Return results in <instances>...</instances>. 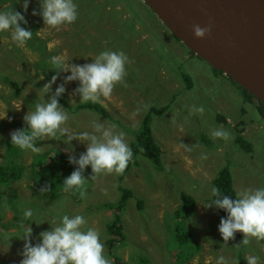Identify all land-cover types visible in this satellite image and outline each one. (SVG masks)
I'll use <instances>...</instances> for the list:
<instances>
[{"label": "rangeland", "instance_id": "obj_1", "mask_svg": "<svg viewBox=\"0 0 264 264\" xmlns=\"http://www.w3.org/2000/svg\"><path fill=\"white\" fill-rule=\"evenodd\" d=\"M75 2L77 20L53 29L44 26L39 15H31L33 9H39V4L38 0H30L24 13L27 24L22 27L33 31V37L44 43L41 53L37 50L41 42L35 38L18 47L10 39L9 32H0V112L6 111L7 117L11 118L0 120V163H7L12 158L8 157L6 146L9 133L26 128L23 115L42 99L44 84L55 74L50 58L84 64L90 63L100 51L112 50L124 52L128 61L123 81L114 85L109 97H100L97 101L110 117L89 111H67L70 118L65 126L69 131L86 130L97 119L106 126L115 124L118 131L125 133V142L130 147L135 140L133 132L141 126L149 108L166 106L162 114L150 115V131L160 148V166L140 157V163L131 166L121 181L115 173H101L90 178L91 169L86 166L82 173L88 180L85 196L81 198L78 190H60L59 198L54 199L43 197L31 188L30 164L37 154L19 150L20 157L14 159L26 167L24 175L10 186H0V264H19L22 258L20 252L24 241L18 238L21 221L29 223L32 229L30 243L36 244L39 233L55 227L59 216L65 213L83 215L86 220L83 228L98 230L104 254L111 264L116 261L217 264L219 256H223L227 264H236L239 253H243L244 259L258 256V264H264V240L257 242L249 238L248 244H242L234 234L233 239L223 241L217 231L222 215L214 207L204 210L198 203L209 195L211 181L227 165L235 192L243 187L264 186V119L257 112L256 101L246 103L243 91L235 83L222 74L217 75L204 60L190 56L187 49L171 37L168 29L161 34L164 39L158 34L165 28L155 29L153 34L138 32V29L134 33L128 32L120 25L119 29L106 28V25L112 28L117 18L130 16L122 0ZM9 6L19 12L21 0H0V8ZM114 11L118 12L117 16L111 13ZM141 11L145 16H151L148 7ZM134 25L145 26L140 25L139 19ZM40 59H44V64ZM181 73L191 78L190 89L185 87ZM65 75L67 73L57 76L51 91L44 95L45 101L57 84L63 82ZM9 80L18 84L19 94ZM78 86V81L64 85V97L72 106L79 103V96L72 95ZM30 98H33L31 104L28 103ZM199 106L204 107L203 114L193 111ZM217 127L230 133L229 140L210 136V130ZM238 133L251 144L249 152L234 144ZM63 139H38L35 146L42 147L38 154L46 152L49 157L56 148L66 156L71 154L78 158L85 151L83 142L73 140L66 145ZM75 168L76 165L71 172ZM120 187L129 189L133 197L120 211L125 239L110 248L106 240L112 237L106 227L114 218V210L106 205H115L119 201ZM10 196L14 201L8 200ZM185 197H191L195 205L188 217L178 214ZM137 201H141V208ZM26 209L33 213L28 220L22 215ZM184 230L191 233L190 239L184 235ZM181 237L185 244L178 242ZM186 253L188 258L183 260Z\"/></svg>", "mask_w": 264, "mask_h": 264}, {"label": "clouds", "instance_id": "obj_2", "mask_svg": "<svg viewBox=\"0 0 264 264\" xmlns=\"http://www.w3.org/2000/svg\"><path fill=\"white\" fill-rule=\"evenodd\" d=\"M29 2L21 0L19 12L14 11L12 6L0 8V32H9L10 39L18 47L24 46L33 37V31L22 27L27 24L24 13L28 10ZM38 4L39 9H33L31 15H39L44 26L55 29L77 20L75 0H38ZM210 31V24L191 25L192 36L198 40L205 38ZM69 61L59 57L50 58L51 69L55 74L44 84L42 99L23 115L26 128L12 130L9 143L20 151L38 154L42 147L35 146V142L44 137L56 140L63 137L66 145L73 140L83 142L86 145L85 151L78 158L71 154L67 156L68 163L76 165V168L62 181L65 191L78 190L83 198L88 181L82 175L86 166L91 169L90 178L101 173L122 174L132 158V150L125 142V133L118 131L115 124L106 126L97 119L90 123L89 129L69 131L65 126L70 118L69 113L58 104V99L65 92L64 85L73 81L79 82L72 93L79 96V103H95L100 97H109L114 85L122 82L126 75L128 57L122 51L103 50L90 63L73 64ZM61 73L67 75L63 76V82L57 84L45 101L44 95L51 91V85ZM193 111L203 114L204 107H194ZM6 118L11 119L7 117L6 111L0 112V120ZM209 134L223 141L230 138V133L223 127L212 129ZM198 203L204 210L214 207L225 213L217 225L223 241L233 239L237 232L243 236L242 244H248L249 238L257 242L264 240V186L243 187L234 196L224 194L213 186L209 195ZM32 214L31 209H26L22 215L24 220H28ZM53 222L56 223L55 220ZM85 224L86 220L81 214H62L55 227L39 233V243L31 244L29 238L32 229L29 223L21 221L18 238L24 243L19 264H111V260L104 254L98 230L92 227L84 229ZM259 259L255 255L245 257L246 264H258ZM217 264L227 262L223 256H219Z\"/></svg>", "mask_w": 264, "mask_h": 264}, {"label": "trees", "instance_id": "obj_3", "mask_svg": "<svg viewBox=\"0 0 264 264\" xmlns=\"http://www.w3.org/2000/svg\"><path fill=\"white\" fill-rule=\"evenodd\" d=\"M125 3V6L127 7V11H129L130 16L129 17H119L116 19L115 24L112 26V28L108 25H106V28L113 29H119L120 26L122 29H127L128 32L134 33L138 29V32L144 31L145 33L153 34L155 29H162L161 34H165L164 31H167L166 27L159 21V19L156 17L153 11H151L149 8V14L151 16H145L141 10H144V7L141 4H138L136 0H122ZM147 6H145L146 8ZM114 14V16H117L116 13L118 12H111ZM109 14V13H108ZM136 19L140 20V25L143 23L145 26L141 28V26L137 27L134 25V21ZM151 20L150 22L147 20ZM106 22V24H108ZM160 25L161 27L157 28L155 25ZM120 25V26H119ZM104 26L101 24V27ZM105 27V26H104ZM94 29H98L97 27H94ZM34 30V29H33ZM36 30V29H35ZM157 32V31H156ZM86 34V33H85ZM171 37L174 40H177L181 47H187L183 45L177 38H175L171 33ZM94 36V35H92ZM35 37H33L34 39ZM164 38V37H163ZM35 41L41 42V45L37 47V50L41 53L44 48V43L38 39L35 38ZM187 52L190 54V51L187 49ZM191 56V55H190ZM192 56H196L192 54ZM197 57V56H196ZM199 58V57H197ZM202 60V59H201ZM40 63L44 64V59H40ZM181 63V62H180ZM213 69V68H212ZM216 74H223V72L213 69ZM226 78H228L230 81L235 83L232 79H230L228 76L224 75ZM181 79L185 83L186 88L192 87V80L188 76H186L184 73L180 74ZM9 83L13 86L16 93H20V89L18 88V84L14 81H10ZM242 92V95L244 97V101L246 103L253 104L254 100L256 101L255 107H257L258 114L264 119V104L256 99L253 98L251 94H249L245 89L241 88L237 83H235ZM18 86V87H17ZM33 98H30L28 101L29 104H31ZM58 103L64 106V108L68 112H78V111H89L92 113H95L97 115L103 116L104 118H109V114L100 103H77L74 106L70 105L68 101L65 99L64 94L62 93L61 96L58 99ZM167 109L166 106L162 107H150L145 116L142 118V124L141 126L133 132L135 140L131 143L130 148L132 150V158L128 163V166L123 171L122 174L118 175V179L121 181L124 177V174L131 168L133 165H138L140 163L139 158H145L148 159L151 163H153L156 167L160 166V148L158 144L155 142L151 131H150V115L151 114H162ZM220 117V116H219ZM242 131V129H241ZM243 132V131H242ZM10 139L6 141L7 151H8V157L12 156V158H9L7 163H0V186H10V184L14 181L20 180L22 176L24 175V172L26 170V167L19 162H16L14 158L20 157V152L18 149H16L14 146H12L10 143ZM234 144L243 150H246V152H249L251 148V144L240 134L238 133L235 137ZM19 153V154H18ZM46 158H49V161H45ZM46 163H45V162ZM43 162V163H42ZM74 164H69L67 161V156L62 153L60 150L56 149L53 150L52 155L48 157V154L45 152L44 154H37L34 156L33 161L30 164V172L32 173L30 175L31 179V188L40 192V194L43 197H52L54 199L59 198L60 190H63L62 187V181L64 178H66L68 175H70V172L73 168ZM230 170L227 166L222 167L216 174V176L211 181V186H215L219 188L224 194L227 195H233L235 194V190L233 189V182L231 178ZM121 190V197L119 201L115 205H106V208H111L114 210V218L111 220L106 227L107 233L112 237L108 238L106 240V243L108 247H112L115 245L116 242L119 244L122 243L125 239L124 234L122 232V224H121V215L120 211L122 210L124 203L131 197H133V193L129 189H125L120 187ZM9 201H14V198L11 196L8 199ZM138 208H141V201H137ZM194 200L191 197H185L182 199L180 209L178 214H181L184 217H188L194 210ZM219 213L224 217L225 213L223 210H219ZM183 228V225H182ZM184 235L190 239L191 233L184 230ZM236 239L241 241L243 236L241 233L237 232ZM239 238V239H238ZM180 244H185V239L181 237V240H178ZM177 242V243H178ZM188 253L184 254L183 260L188 258ZM243 253H239L238 255V264H246L245 259L243 258ZM116 264H128V263H122L120 261H116Z\"/></svg>", "mask_w": 264, "mask_h": 264}, {"label": "water", "instance_id": "obj_4", "mask_svg": "<svg viewBox=\"0 0 264 264\" xmlns=\"http://www.w3.org/2000/svg\"><path fill=\"white\" fill-rule=\"evenodd\" d=\"M140 1L190 53L264 104V0ZM192 24L211 31L195 39Z\"/></svg>", "mask_w": 264, "mask_h": 264}, {"label": "crops", "instance_id": "obj_5", "mask_svg": "<svg viewBox=\"0 0 264 264\" xmlns=\"http://www.w3.org/2000/svg\"><path fill=\"white\" fill-rule=\"evenodd\" d=\"M139 4H141V5H142L143 3H139ZM143 6L145 7L146 5H144V4H143Z\"/></svg>", "mask_w": 264, "mask_h": 264}, {"label": "flooded vegetation", "instance_id": "obj_6", "mask_svg": "<svg viewBox=\"0 0 264 264\" xmlns=\"http://www.w3.org/2000/svg\"><path fill=\"white\" fill-rule=\"evenodd\" d=\"M165 39V38H164Z\"/></svg>", "mask_w": 264, "mask_h": 264}]
</instances>
